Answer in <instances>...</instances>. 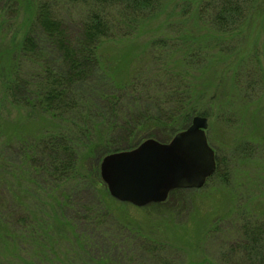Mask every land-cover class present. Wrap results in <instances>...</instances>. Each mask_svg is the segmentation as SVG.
<instances>
[{"label":"rangeland","instance_id":"rangeland-1","mask_svg":"<svg viewBox=\"0 0 264 264\" xmlns=\"http://www.w3.org/2000/svg\"><path fill=\"white\" fill-rule=\"evenodd\" d=\"M41 1L0 0V264H255L237 252L222 258V242L207 234L226 237L236 229L231 218L264 220V0L248 2L245 14L223 31L199 17L211 0H162L138 34L116 31L103 41V60L119 79L147 61L152 39L221 41V54L201 65L205 79L220 84L213 104L205 102L211 113L206 134L219 168L203 188L170 193L166 204L146 207L111 196L101 177L103 159L81 162L87 141L78 121L70 127L76 167L89 176L98 168L103 185L62 177V167H49L51 155L43 147L36 151L40 135L70 125L32 110L23 94L8 89ZM74 12L67 16L75 18ZM31 218L41 224L21 243Z\"/></svg>","mask_w":264,"mask_h":264},{"label":"trees","instance_id":"trees-1","mask_svg":"<svg viewBox=\"0 0 264 264\" xmlns=\"http://www.w3.org/2000/svg\"><path fill=\"white\" fill-rule=\"evenodd\" d=\"M250 1L211 0L209 9H199V17L210 21L212 29L223 31L231 25L229 20L245 14ZM161 2L45 0L37 5L34 29L19 49L18 78L8 82V89L23 94L32 110L52 120H70L69 126L40 135L36 147V151L43 147L51 155L49 167L53 171L63 168L62 177L103 185L98 168L89 176L76 167L71 122L78 121V133L87 141L81 162L86 158L87 164L92 160L98 165L104 157L133 150L147 139L168 143L188 128L195 116H211L205 102L209 99L208 104H213L220 84L206 80L207 67L201 65L210 61L213 53L221 54V41L152 39L147 61L124 79H119L103 60V41L113 38L116 31L124 37L138 34L144 23L158 14ZM207 10L211 13L205 14ZM73 12L75 18L67 16ZM22 63L33 66L23 70ZM29 219L24 221L28 230L41 224L40 218H31L32 223ZM228 222L236 229H228L226 237H218L217 232L207 234L222 242L220 256L228 259L237 252L246 261L264 264V220L236 217ZM31 233L29 230L28 236L17 240L26 242ZM229 239L235 242L234 247L224 243Z\"/></svg>","mask_w":264,"mask_h":264},{"label":"water","instance_id":"water-1","mask_svg":"<svg viewBox=\"0 0 264 264\" xmlns=\"http://www.w3.org/2000/svg\"><path fill=\"white\" fill-rule=\"evenodd\" d=\"M209 120L195 116L168 143L147 139L137 148L103 158L101 177L116 200L137 207L161 204L172 191L205 186L217 171L216 152L208 142Z\"/></svg>","mask_w":264,"mask_h":264}]
</instances>
